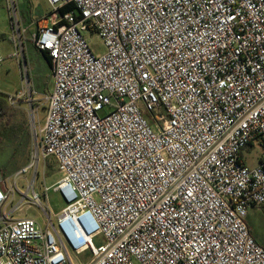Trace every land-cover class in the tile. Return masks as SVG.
<instances>
[{
	"label": "built area",
	"instance_id": "obj_1",
	"mask_svg": "<svg viewBox=\"0 0 264 264\" xmlns=\"http://www.w3.org/2000/svg\"><path fill=\"white\" fill-rule=\"evenodd\" d=\"M47 1L31 38L51 58L54 87L38 94L19 0H0L21 65L7 100L27 106L35 130L47 103L17 177L54 158L66 206L45 226L3 214L0 264H75L86 252V264H264L247 224L264 205V164L240 156L264 137V0ZM14 185H0V213Z\"/></svg>",
	"mask_w": 264,
	"mask_h": 264
},
{
	"label": "rangeland",
	"instance_id": "obj_2",
	"mask_svg": "<svg viewBox=\"0 0 264 264\" xmlns=\"http://www.w3.org/2000/svg\"><path fill=\"white\" fill-rule=\"evenodd\" d=\"M52 10L53 8L47 0H19L22 22L25 26L31 25L28 35L34 36L37 33V28L32 23L36 22L41 16L49 15ZM86 36L97 55L105 53V46L97 34L88 33ZM0 46L4 56V61L0 67V95L7 98V95H14L21 89L22 81L20 62L17 58L11 56L16 52L11 16L5 3L2 2H0ZM24 56L27 58L25 61L24 57V63L29 67L36 92L38 94L50 92L54 87L52 66H49L46 59L31 43L27 44ZM39 105L40 126L36 130L31 126L25 104H19L15 107L9 106V112L13 113L11 122L7 121V117L0 122V185L4 188L3 185L12 187L16 183L18 187L14 196L10 195L8 197L4 209L0 213V218L3 214L10 216L12 219L32 217L45 226L48 220L47 215H50L52 220L55 221L66 206L65 200L55 191V186L62 176L57 161L54 158L42 159L37 171L33 168L29 173L17 177L18 172L31 162L32 150L36 145L38 134L47 116V103L40 101ZM244 151V157L248 165L256 164L258 158L264 156V146L256 141L253 145L245 148ZM36 172H38L37 176ZM33 181L35 192L41 199V203L37 205L32 204L31 192L28 189ZM46 188L49 190L46 191ZM256 213H251L250 221L253 230L259 235L261 243H263L261 245L264 247V213L262 212L261 215ZM93 242L99 247L106 244L107 241L103 235H99ZM71 257L75 264H86L91 259L89 252L79 256L72 255Z\"/></svg>",
	"mask_w": 264,
	"mask_h": 264
},
{
	"label": "crops",
	"instance_id": "obj_3",
	"mask_svg": "<svg viewBox=\"0 0 264 264\" xmlns=\"http://www.w3.org/2000/svg\"><path fill=\"white\" fill-rule=\"evenodd\" d=\"M48 16V15H47ZM47 16H41L36 22H34V23H32V25H35L36 26V28H37V31H38V28L40 27V26H42V25H45L47 22H46V18H47ZM24 24V23H23ZM31 25H29V26H26V27H28V33H29V27H30ZM32 36L31 35H27V43H26V50H27V44L28 43H31L32 45H33V43H32V38H31ZM34 46V45H33ZM35 47V46H34ZM36 50H37V48H35ZM25 50V51H26ZM41 54V53H40ZM26 57H27V54H26ZM25 57V61H26V58ZM48 92V91H47ZM256 142H259V143H261L262 141L261 140H259V141H256ZM262 144V143H261ZM263 145V144H262ZM264 146V145H263ZM244 153H245V151L244 150H242L241 151V154H240V156H241V159L243 160V162L248 166V167H251V168H255V167H257V166H259L260 164H264V156H262V157H260V158H258V162L256 163V164H253V165H248V163L246 162V159H245V157H244ZM261 160H263V161H261ZM264 213V205L263 206H259V207H254V208H252L250 211H249V213H248V217H247V224H248V226H249V229H250V232H251V234H252V236L256 239V241L261 245V244H263V243H261V239H260V237H259V235L257 234V233H255V231L253 230V228H252V225H251V221H250V218H251V213L252 212H257L256 214L257 215H261V213L262 212ZM2 218V217H1Z\"/></svg>",
	"mask_w": 264,
	"mask_h": 264
},
{
	"label": "trees",
	"instance_id": "obj_4",
	"mask_svg": "<svg viewBox=\"0 0 264 264\" xmlns=\"http://www.w3.org/2000/svg\"><path fill=\"white\" fill-rule=\"evenodd\" d=\"M73 9H74L73 5H67V6H65V7H63L61 9V12L65 13V12H68V11H72ZM37 51L44 56V58L46 59V61L49 64V66H52V61H51V58L48 55V53L44 52V51H40L38 49H37ZM9 106L10 105L8 103V100H7L6 96L4 97V96L0 95V122L3 121L4 118H6V117H7V121L11 122L12 117H13V113L9 112L10 111ZM259 140H261L262 141L261 143L264 145V137L259 138L256 141H259ZM251 145H253V143L250 144V146ZM261 161H263V160H261Z\"/></svg>",
	"mask_w": 264,
	"mask_h": 264
},
{
	"label": "flooded vegetation",
	"instance_id": "obj_5",
	"mask_svg": "<svg viewBox=\"0 0 264 264\" xmlns=\"http://www.w3.org/2000/svg\"><path fill=\"white\" fill-rule=\"evenodd\" d=\"M42 55V54H41ZM43 56V55H42ZM44 57V56H43Z\"/></svg>",
	"mask_w": 264,
	"mask_h": 264
}]
</instances>
